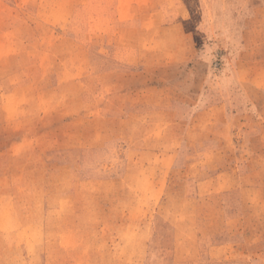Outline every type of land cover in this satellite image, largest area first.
<instances>
[{"label": "rangeland", "instance_id": "374dc122", "mask_svg": "<svg viewBox=\"0 0 264 264\" xmlns=\"http://www.w3.org/2000/svg\"><path fill=\"white\" fill-rule=\"evenodd\" d=\"M0 264H264V0H0Z\"/></svg>", "mask_w": 264, "mask_h": 264}]
</instances>
